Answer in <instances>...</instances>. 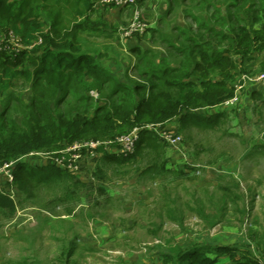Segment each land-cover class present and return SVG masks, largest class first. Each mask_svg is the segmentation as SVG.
<instances>
[{
  "label": "trees",
  "instance_id": "16d2710c",
  "mask_svg": "<svg viewBox=\"0 0 264 264\" xmlns=\"http://www.w3.org/2000/svg\"><path fill=\"white\" fill-rule=\"evenodd\" d=\"M182 1L186 3L183 11L196 28L176 25L169 33L168 28L152 29L151 42L158 41V48L166 52L133 47L137 54L134 70L141 80L132 84L117 81L107 93L112 76L99 62L102 53L98 47H88L84 38L109 32L121 36L120 29L111 27L102 12L108 6L97 7V0H0V92L22 79L34 93L32 101L23 104L21 119L6 117L0 122V165L30 152H57L79 140H111L112 147L117 137L140 127L132 153L119 154L105 145L98 148V172L107 163L127 165L149 157V171L166 173L168 144L146 125L161 123L165 128L179 117L181 129L188 125L213 129L224 113L206 116L192 110L233 96L234 88L227 81L235 75V56L244 58L264 50V0H170L160 26H167V18ZM10 34L19 38L24 49L4 50L10 45ZM212 73L221 79L214 80ZM87 89L98 90L105 102L98 104L86 94ZM68 96L74 103L62 111ZM30 162H18L14 186L31 193L36 184H45L62 191L61 201L72 198L71 187L80 185L78 174L54 162ZM0 210L16 211L8 187L0 190ZM210 250L236 258L238 249L204 244L192 254L175 247L173 255H165V261L215 264L217 259L206 253ZM235 260L238 264H263L251 255Z\"/></svg>",
  "mask_w": 264,
  "mask_h": 264
},
{
  "label": "rangeland",
  "instance_id": "374dc122",
  "mask_svg": "<svg viewBox=\"0 0 264 264\" xmlns=\"http://www.w3.org/2000/svg\"><path fill=\"white\" fill-rule=\"evenodd\" d=\"M185 4H177L167 26L158 24L156 29L168 28L167 33L176 25L195 29L196 23L183 11ZM120 22L114 24L117 30L128 27ZM152 29L137 36L139 41L165 53L158 41L151 42ZM109 33L84 38L88 47H98L99 62L112 76L107 93L117 81L132 84L141 80L134 70L137 54L129 47V38ZM21 49V44L10 41L4 50ZM262 72V66L244 71L239 66L236 75ZM218 77L211 74L214 80ZM86 94L98 104L106 100L96 89H87ZM33 95L31 85L22 79L0 92V122L6 117L21 119V108ZM74 100L68 96L61 110ZM238 105L227 110L213 129L192 125L181 129L179 117L171 120L167 128L181 135L182 141L168 144L167 171L162 175L148 170L149 157L127 165L107 163L98 172V157L91 155L81 161L82 169L76 173L80 185L71 187L74 194L66 201L60 200L59 188L36 184L28 193L13 184L9 194L16 211L0 210V264H174L165 261V255L174 254L172 248L194 253L204 244L238 249L236 258L207 251L217 259L215 264H238L235 259L245 255L264 264V193L258 186L264 183V175L258 176L262 172L257 159L249 161L247 156V138L264 137V124L255 121L246 129L237 115ZM245 130L253 135L245 138ZM7 187L0 177V190ZM215 219L217 224L212 223Z\"/></svg>",
  "mask_w": 264,
  "mask_h": 264
},
{
  "label": "crops",
  "instance_id": "0c3cea01",
  "mask_svg": "<svg viewBox=\"0 0 264 264\" xmlns=\"http://www.w3.org/2000/svg\"><path fill=\"white\" fill-rule=\"evenodd\" d=\"M170 0H142L138 8L141 11L140 19L142 22L146 23L149 28L153 27L156 28L160 24V19L163 17L169 7ZM130 8V9H127ZM134 6L129 7H106L102 10L103 14L105 15L107 21L109 22L111 27H114L117 23V21H121L120 23H123L125 25H130L131 20L134 18ZM147 20V21H144ZM119 25V24H118ZM140 46L143 48H153L149 47L148 43L145 41L141 42L139 41L137 36H134L132 38H129V47H136ZM263 50L261 51H254L252 54L237 59V68L235 70V75L232 79L228 80V85L232 88H234L235 93H237L238 101L236 103H230L229 98L224 100L222 103L214 105V106H207L201 109L192 110L193 112L210 116L217 113H226L227 110H231L237 106L238 103H240L238 114L235 111V114L239 115V120L244 124H246V129L251 127L255 121H257L260 124H264V82H246L242 79L241 76H237L236 72L238 70V67L241 66L242 71L251 69L253 65H258L263 67L264 59L261 57ZM240 64V65H239ZM252 65V66H251ZM221 79V77H218ZM215 79V80H219ZM243 85L242 89L236 90L237 86ZM253 112L257 113V116H254ZM260 112V113H259ZM231 115L233 113L231 112ZM235 117V116H234ZM180 119V118H179ZM173 120V119H172ZM171 121V120H170ZM167 123V127H169V123ZM181 121V120H180ZM232 124V126H234ZM216 127V126H215ZM195 129H198L194 127ZM200 129V128H199ZM233 132V129L230 130ZM242 135V133H239ZM244 135H246L245 138H247V135L252 136L253 133L250 130H245ZM249 148L247 156L248 160H255L257 159V167L259 170H261L260 175H264V137H260V139L257 138H247ZM200 151L203 150L202 148L199 149ZM253 153V154H252ZM30 162V160H29ZM31 162L37 163V164H46L49 163V161L37 158L31 160ZM30 162V163H31ZM259 190L264 193V183H262Z\"/></svg>",
  "mask_w": 264,
  "mask_h": 264
},
{
  "label": "built area",
  "instance_id": "2783aa9c",
  "mask_svg": "<svg viewBox=\"0 0 264 264\" xmlns=\"http://www.w3.org/2000/svg\"><path fill=\"white\" fill-rule=\"evenodd\" d=\"M140 0H97V7L101 6H114L118 8L134 6L136 9L134 11V18L131 24L125 28L120 29V35L123 38H127L132 34L139 33L143 34L148 25L140 19L141 11L138 8ZM10 41L15 42L17 45L20 44L19 38H16L13 34L9 36ZM242 79L246 82H264V72L258 75H247L243 74ZM243 85L237 86L236 90L242 89ZM237 93L229 99V102L234 103L237 100ZM147 128L154 129L160 135V137L167 143L171 145H177L182 141V136L177 133H172L167 126L163 128L161 123L158 124H149L146 125ZM140 127L133 128L130 132L123 134L115 139V145L112 147L113 143L111 140H79L75 141L72 144L66 145L63 149L57 152H30L23 156H20L16 159H12L4 162L0 165V177H4V181L9 184V190L13 192L14 184V169L18 162H21L24 159L33 160L41 158L49 162H54L61 167H67L75 174L78 173L81 169V161L83 162L86 157L91 155L100 156L98 148L102 145H105V148L111 149V151L127 155L132 153L136 146V141L139 137ZM80 161V162H79Z\"/></svg>",
  "mask_w": 264,
  "mask_h": 264
}]
</instances>
